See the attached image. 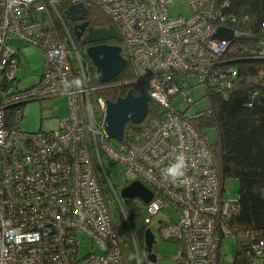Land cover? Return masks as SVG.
<instances>
[{
  "label": "built area",
  "instance_id": "2783aa9c",
  "mask_svg": "<svg viewBox=\"0 0 264 264\" xmlns=\"http://www.w3.org/2000/svg\"><path fill=\"white\" fill-rule=\"evenodd\" d=\"M176 1L84 3L101 7L109 16L122 38L128 68L138 76L137 96L148 94L155 106L140 127L126 131L117 148L105 130L107 101L93 105L91 93L99 86L89 87L75 37L54 0H0V264H155L146 258V246L142 253L131 218L129 242H123L92 154L103 170L105 156L123 165L127 186L140 181L152 191L149 203L139 199L141 205L132 210L145 231L153 232L155 226L164 240L181 244L180 253L172 257L153 251L158 260L221 264L222 240L232 237L244 246L252 264H260L264 241L233 227L238 201L224 196L213 145L187 115L193 104L191 89L225 86L227 77L236 75L227 67L235 58H224L236 50L246 56L245 45H237L239 22L226 12L228 2L184 0L191 14L173 16L168 7ZM221 28L232 30L234 38L215 39ZM15 39L39 48L44 58L41 78L18 94L3 88L4 81L20 82ZM260 44L257 57L264 58V41ZM58 97L67 99L69 113L59 118L56 130L27 132L16 125L24 119V102ZM8 108H13L17 123L8 124ZM105 177L126 213L107 173ZM165 211L168 219L155 221ZM82 236L94 248L84 256Z\"/></svg>",
  "mask_w": 264,
  "mask_h": 264
},
{
  "label": "trees",
  "instance_id": "16d2710c",
  "mask_svg": "<svg viewBox=\"0 0 264 264\" xmlns=\"http://www.w3.org/2000/svg\"><path fill=\"white\" fill-rule=\"evenodd\" d=\"M78 1L80 0H54L56 9L75 38V22L69 16L68 10ZM221 1L228 2L226 12L239 22L235 27L239 33L237 45H245L243 54L246 56H243L239 51L236 52L237 50L235 52L228 51L224 60L237 59V62L228 64L232 65L229 67L231 70H236V75L227 77L230 86H227L228 83L225 86L220 85L218 88L202 85L206 90L205 95L210 101V108L201 113H188L187 115L192 118V123L203 133L209 127L217 128L218 137L212 145L220 167L222 185H225V180L229 177L239 181V194L236 197L239 211L232 219L233 227L243 233L250 232L259 240L264 241V58L257 57L261 55L260 43L264 41V0ZM86 7L88 8V20L92 26L105 28L112 25L111 19L101 7ZM76 47L87 67L90 77L89 87L100 84L96 67L87 54L88 47H84L82 40H79L78 44L76 42ZM137 78V74L127 68L119 82L108 84V86L100 85L99 89L92 91L93 105L98 106L99 99L116 101L125 97L130 91L134 92V95L140 94V83L135 82ZM17 80L19 79L17 78ZM12 86L13 88L10 89ZM3 88L13 94L23 91L20 88V82L18 84L9 80L8 82L4 81ZM193 90L191 89L190 97L193 95ZM33 100H38V98ZM26 103L28 101L23 104ZM150 108L154 109L155 106L151 104ZM45 111L48 110H44V113ZM6 115L8 124L18 122L17 116L13 114V108H8ZM135 127L131 124L128 125V129ZM104 158L107 159L106 156ZM107 160L110 165L113 164L112 161ZM92 164L109 203L107 195L113 191L105 177V173H107L111 180L106 169L107 164L104 163L105 170H103L94 154H92ZM112 185L115 188V185ZM115 190L117 191L116 188ZM111 196L115 201V196ZM117 214L125 232L129 234L130 226L127 223L131 222L129 212L127 210L126 213L122 212L117 203ZM136 241L141 250H144L145 241L142 235H138ZM238 244L233 264H252V258L248 257L244 246L240 245V242ZM219 262H221V252ZM260 264H264V253L260 257Z\"/></svg>",
  "mask_w": 264,
  "mask_h": 264
},
{
  "label": "rangeland",
  "instance_id": "374dc122",
  "mask_svg": "<svg viewBox=\"0 0 264 264\" xmlns=\"http://www.w3.org/2000/svg\"><path fill=\"white\" fill-rule=\"evenodd\" d=\"M169 12L173 16H177L180 14L190 15L191 9L188 4L184 0L176 1L172 5L168 7ZM12 44L14 47L19 50L20 55V67L16 73V77L20 80V88L22 90L31 89L33 85H35L38 80L41 78L43 71H44V58L43 52L36 48L35 50L33 47H28L25 45L24 42L15 39ZM234 60V59H232ZM237 60V59H235ZM232 65H228V68ZM193 83H197L196 80H192ZM206 90L204 87L197 85L193 90V95L191 100L194 102L189 109V112L192 114H197L209 110L210 108V101L206 97ZM94 99L95 96H94ZM23 109L24 119L21 122H18L16 125L22 127L27 132H38V131H51L56 130L58 128V120L60 117L66 116L69 113L68 102L65 97H58V98H49V99H42V100H35V101H28V103L23 104L20 106ZM44 110H48L45 111ZM53 116V117H49ZM143 123L137 125L141 126ZM207 140L214 144L218 137V132L216 127H209L205 129L204 132ZM113 145L115 147H120L119 141L112 139ZM106 169L111 176V180L115 185V188L119 192L120 196L122 194V190L127 187L128 182L126 177L124 176L125 167L119 163H113L112 165L109 164L108 160L104 158ZM225 194L224 196L228 199H236L238 196L239 190V181L236 178L229 177L225 180ZM112 193L108 194L109 204L112 208V212L114 215V219L116 224L122 228L120 231L121 238L124 243L129 242V236L123 225L120 223L119 215L117 214V204L112 198ZM124 206L130 214V218L132 223L134 220L131 216V209L141 205L139 198L127 200L121 196ZM168 211V210H166ZM160 213L156 218L155 221L158 220H167L168 219V212ZM172 214L175 212L171 211ZM145 212L142 211L141 217L144 216ZM120 223V224H119ZM153 232L156 234L157 242L154 244L153 251L160 256L165 257H172L176 254H179L181 251V244L180 242L173 241V240H164L160 235L155 226H153ZM136 237L138 235H142L145 241V230L141 233H137L135 230ZM82 239V246H81V255H86L89 251L94 250L91 240L85 236L81 237ZM146 246V242H145ZM237 241L232 237H226L222 240L221 244V264H233L236 251H237ZM140 247V246H139ZM141 249V248H140ZM96 250V249H95ZM142 253L145 251L141 250Z\"/></svg>",
  "mask_w": 264,
  "mask_h": 264
},
{
  "label": "water",
  "instance_id": "95a60500",
  "mask_svg": "<svg viewBox=\"0 0 264 264\" xmlns=\"http://www.w3.org/2000/svg\"><path fill=\"white\" fill-rule=\"evenodd\" d=\"M68 14L74 22L84 21L88 14V9L82 4H76L70 7ZM88 22H83L75 27L76 36L80 37L86 28ZM87 43L90 45L87 51L88 57L96 67L97 78L100 83H112L120 79L127 70L129 61L122 54V47L110 45L107 42L112 39L122 42L118 30L111 26L109 28H90L88 29ZM234 38V32L228 29H219L215 35L218 41H225ZM151 98L148 94L134 95L130 91L125 97L116 101H107L105 130L110 138L122 142L128 125L137 126L141 124L150 112ZM121 196L124 199L139 198L144 203H149L153 198V193L142 182L136 181L122 190ZM131 216L134 220L133 226L137 233L145 230V224L139 219L138 214L131 209ZM146 258L155 264H178L167 258L158 260L157 255L153 253L156 243L154 233L148 229L145 231Z\"/></svg>",
  "mask_w": 264,
  "mask_h": 264
},
{
  "label": "flooded vegetation",
  "instance_id": "af4514ba",
  "mask_svg": "<svg viewBox=\"0 0 264 264\" xmlns=\"http://www.w3.org/2000/svg\"><path fill=\"white\" fill-rule=\"evenodd\" d=\"M84 3H85V1H83V2L80 3V4L84 5ZM84 6H85V5H84ZM87 9H88V8H87ZM83 22H88L89 25H88V27L86 28V31H84V33H83L80 37H77V36H76L75 40H76L77 43H78L79 40H80V41L82 40V41H84V47H89L90 45L87 43V37H88V34H89L88 29H90V28L98 29L99 27L95 28L94 26L91 25L90 21L88 20V14H87V16L85 17L84 21H81V22L77 21V22H75V24H74V30H75V27H76L77 25L82 24ZM105 28H109V27H105ZM75 35H76V30H75ZM107 43L110 44V45H118V46H121V42H119V41H117V40H114V39H112L111 41H109V42H107ZM117 82H119V80L114 81V83H117ZM108 84H109V83H107V85H105V84H102V85L108 86ZM98 86H100V84H97L95 87H98ZM133 94H134V92H133ZM158 232H159V231H158ZM154 235H156V234H154ZM157 235H160V234L157 233ZM155 237H156V236H155ZM156 240H157V237H156Z\"/></svg>",
  "mask_w": 264,
  "mask_h": 264
},
{
  "label": "crops",
  "instance_id": "0c3cea01",
  "mask_svg": "<svg viewBox=\"0 0 264 264\" xmlns=\"http://www.w3.org/2000/svg\"><path fill=\"white\" fill-rule=\"evenodd\" d=\"M89 48V47H88Z\"/></svg>",
  "mask_w": 264,
  "mask_h": 264
}]
</instances>
